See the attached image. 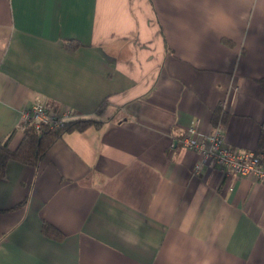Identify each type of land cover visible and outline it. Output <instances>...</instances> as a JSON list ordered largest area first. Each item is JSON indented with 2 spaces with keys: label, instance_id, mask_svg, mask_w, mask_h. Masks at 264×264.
I'll return each instance as SVG.
<instances>
[{
  "label": "crops",
  "instance_id": "obj_1",
  "mask_svg": "<svg viewBox=\"0 0 264 264\" xmlns=\"http://www.w3.org/2000/svg\"><path fill=\"white\" fill-rule=\"evenodd\" d=\"M261 77L264 0H0V141L36 101L103 120L7 162L0 264H264V182L180 141L221 106L226 142L253 150Z\"/></svg>",
  "mask_w": 264,
  "mask_h": 264
},
{
  "label": "built area",
  "instance_id": "obj_2",
  "mask_svg": "<svg viewBox=\"0 0 264 264\" xmlns=\"http://www.w3.org/2000/svg\"><path fill=\"white\" fill-rule=\"evenodd\" d=\"M71 116L67 108L53 113L43 102L36 101L29 108L22 109L18 128L23 129L27 123L35 127L42 125L57 127ZM198 124V119L193 120L180 139L184 148L199 153L200 160L196 165L197 168L201 164L210 163L217 166L232 180L249 177L255 181L264 182V161L260 160L253 150H239L231 147L226 142L218 124L214 125L208 134L201 135Z\"/></svg>",
  "mask_w": 264,
  "mask_h": 264
},
{
  "label": "trees",
  "instance_id": "obj_3",
  "mask_svg": "<svg viewBox=\"0 0 264 264\" xmlns=\"http://www.w3.org/2000/svg\"><path fill=\"white\" fill-rule=\"evenodd\" d=\"M258 81L264 87V77L259 78ZM224 116L221 106H217L212 113L213 123H221ZM102 123L103 120H99L95 116L84 115H72L57 127H49L47 125L35 127L33 124L27 123L22 129V138L16 147L11 148L9 146L10 137L0 141V176L4 175L6 164L9 160L13 159L26 165L37 166L50 146L64 132L82 131L91 124L100 126ZM253 151L260 160L264 161V120L261 122L257 143ZM41 232L52 238H56L58 233L47 222L42 223Z\"/></svg>",
  "mask_w": 264,
  "mask_h": 264
}]
</instances>
